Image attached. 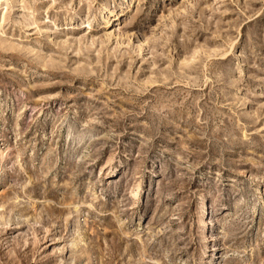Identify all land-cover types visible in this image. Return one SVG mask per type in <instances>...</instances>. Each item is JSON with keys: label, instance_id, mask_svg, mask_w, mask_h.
Wrapping results in <instances>:
<instances>
[{"label": "rangeland", "instance_id": "374dc122", "mask_svg": "<svg viewBox=\"0 0 264 264\" xmlns=\"http://www.w3.org/2000/svg\"><path fill=\"white\" fill-rule=\"evenodd\" d=\"M0 264H264V0H0Z\"/></svg>", "mask_w": 264, "mask_h": 264}, {"label": "bare ground", "instance_id": "6f19581e", "mask_svg": "<svg viewBox=\"0 0 264 264\" xmlns=\"http://www.w3.org/2000/svg\"><path fill=\"white\" fill-rule=\"evenodd\" d=\"M136 196L138 197L139 196V193H137Z\"/></svg>", "mask_w": 264, "mask_h": 264}]
</instances>
